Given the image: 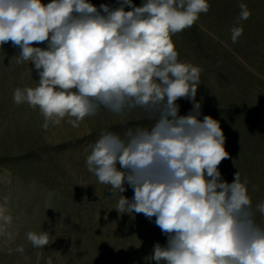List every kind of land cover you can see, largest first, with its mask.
I'll return each instance as SVG.
<instances>
[{"label": "clouds", "instance_id": "obj_1", "mask_svg": "<svg viewBox=\"0 0 264 264\" xmlns=\"http://www.w3.org/2000/svg\"><path fill=\"white\" fill-rule=\"evenodd\" d=\"M125 6L132 10L125 11ZM208 0H121L100 10L88 0H0V45L21 49L17 63L32 62L36 87L16 88L14 103L39 108L49 122L78 127L86 117L110 113L127 125L139 110L149 126L123 135L102 130L88 146V171L120 195L116 211L155 217L167 245H154L147 259L157 264H264V202L252 207L247 182L237 172L222 180L229 157L225 136L211 116L198 119L201 105L179 115V98L195 101L201 68L181 62L172 36L190 28L209 10ZM237 24L250 18L239 5ZM102 10V11H101ZM103 13V14H102ZM231 39L243 34L234 26ZM47 41V50L33 47ZM119 165V169L117 167ZM47 232L28 233L35 247ZM22 251V249H20Z\"/></svg>", "mask_w": 264, "mask_h": 264}, {"label": "rangeland", "instance_id": "obj_2", "mask_svg": "<svg viewBox=\"0 0 264 264\" xmlns=\"http://www.w3.org/2000/svg\"><path fill=\"white\" fill-rule=\"evenodd\" d=\"M88 2L100 10L101 4L115 9L121 0ZM144 3L132 0L137 7ZM208 3L192 27L172 36L178 59L202 69L195 101L179 98L178 114L188 115L199 102L198 119L219 122L229 154L218 166L222 180L232 183L238 172L256 210L264 202V0ZM241 3L251 16L237 24ZM234 26L243 27L236 43ZM20 52L10 41L0 45V264H157L147 258L157 243L167 245V236L156 218L117 212L120 195L131 199L134 190L125 182L126 191L113 195L86 165V149L102 130L123 135L151 122L137 110L127 125L102 112L78 127L65 117L43 128L38 107L13 100L16 88H34L40 80L34 63H17ZM255 219L264 227V215L256 211ZM42 231L48 245L33 246L28 233Z\"/></svg>", "mask_w": 264, "mask_h": 264}]
</instances>
